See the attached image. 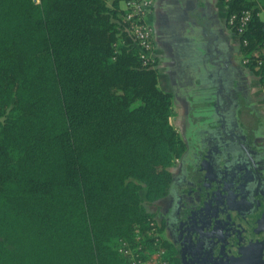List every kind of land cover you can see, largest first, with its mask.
I'll return each instance as SVG.
<instances>
[{"label":"trees","instance_id":"trees-1","mask_svg":"<svg viewBox=\"0 0 264 264\" xmlns=\"http://www.w3.org/2000/svg\"><path fill=\"white\" fill-rule=\"evenodd\" d=\"M117 1L0 0V264H131L116 244L132 245L133 227L140 254L164 248L165 264H178L170 243L148 234L160 226L147 204L175 197L184 142L169 121L170 93L140 64ZM242 9L237 49L264 87V0L226 2L227 15ZM220 94L191 98L205 108L188 113V140L208 130L226 138L228 127L243 134L245 98ZM246 118L260 122L250 109ZM245 148L253 168L256 147Z\"/></svg>","mask_w":264,"mask_h":264},{"label":"crops","instance_id":"crops-1","mask_svg":"<svg viewBox=\"0 0 264 264\" xmlns=\"http://www.w3.org/2000/svg\"><path fill=\"white\" fill-rule=\"evenodd\" d=\"M226 17L224 0H151L147 21L152 30V67L156 70L157 86L170 93L175 106L176 100H181L186 115L205 108L191 98L202 95L223 100L220 93L233 99L241 94L249 107H245V113L250 109L260 117L259 123L245 125V145L253 146L257 140L264 141V108H259L257 97L250 95L246 76L252 73L240 62L238 37ZM215 107H207L206 113H212ZM259 147L264 150V142ZM256 155L264 199V155ZM248 169L255 171L254 167ZM255 223L264 230V212L245 210V224L251 233Z\"/></svg>","mask_w":264,"mask_h":264},{"label":"flooded vegetation","instance_id":"flooded-vegetation-1","mask_svg":"<svg viewBox=\"0 0 264 264\" xmlns=\"http://www.w3.org/2000/svg\"><path fill=\"white\" fill-rule=\"evenodd\" d=\"M226 111L223 114L231 118L232 110ZM222 130L226 138L217 140L229 142L227 137L234 136L238 145L235 166L231 162L225 164L232 158L230 152H222L218 145L208 147L202 139H187L186 146L196 153L192 161H186L191 152L187 148L178 159L180 169L174 175L177 188L172 187L175 197L171 206L165 208L166 227L178 264H264V253H259V248L264 247V230L255 223L251 233L245 224V210L251 208L255 212L263 199L260 184L247 166L245 133L240 137L232 127ZM216 151L220 155L215 156ZM211 155L216 161L208 164L205 161ZM191 167L200 175V184L190 177ZM217 172L219 182L215 181ZM197 185L202 187L199 199L193 196ZM253 189L257 192L256 205Z\"/></svg>","mask_w":264,"mask_h":264},{"label":"rangeland","instance_id":"rangeland-1","mask_svg":"<svg viewBox=\"0 0 264 264\" xmlns=\"http://www.w3.org/2000/svg\"><path fill=\"white\" fill-rule=\"evenodd\" d=\"M256 1H257V3H260L262 0H256ZM117 4H118L119 7L121 6L120 8L123 10V6H124L123 5V0H118ZM225 4H226V2H225ZM122 14H123V12H122ZM259 15L261 17H263L261 12L259 13ZM116 20H117V18H116ZM226 22H227V19H226ZM230 25H232V24H230ZM230 25H229V27L231 28ZM122 28H123V26H122ZM127 34H129L131 36L129 31H127ZM235 35L237 37L239 36L238 34H235ZM134 45H135V43H134ZM135 48L137 50L136 46H135ZM263 48H264V45L259 47V52L262 53L263 52V50H262ZM247 60L248 59L246 58V56H242L240 54V62L245 66V69L249 71V68L247 67V63H248ZM150 67H152V65ZM246 82H247L246 84L249 86L250 95L253 96V97H257V99H256L257 100L256 101L257 102L256 103L257 106L259 108H264V87L260 86L258 84L257 76L254 75V74H252V76H251V74L247 75L246 76ZM176 101H177V106H175L173 101L171 100L172 110H171V114L169 116V121H170V124L172 125V127L174 128L175 132L177 133V135L184 142V150H185V148H187L189 150V152L191 151L189 153V158H187V160H186L187 162H190L196 156V153L193 150L194 148L190 149V147L188 148L186 146L187 145L186 142H188L186 136L189 135V137L191 138V135H192V133H190V129H189L191 123L189 121V117H187L186 112L184 111V108H183L184 106H182L183 105L182 101L179 100V99L176 100ZM236 114H237V121H238V123L241 124L240 127L242 128V131H243V134H244L245 133V124L249 125L250 123H252V121L251 120L248 121L247 118L245 119V108L243 106H240L236 110ZM237 135L242 137L240 135V133H237ZM211 136H212V133H211L210 130H208L206 132V135H201V138L204 139V138L208 137L209 139L207 138L208 140L204 141L205 144L211 145L214 148H216V145H218V147L221 148L222 152H224V153L225 152H230L232 154L231 155L232 158L231 159L228 158V160L225 161V164L227 165V164H229L231 162L232 166H235V164L237 162V159L235 158V155H237V153L239 152V148H238V145L234 142V136H228L227 137L229 139V142H226L225 140H210ZM192 137H193V135H192ZM235 139H236V136H235ZM193 140H194V138H193ZM242 142H243V140H242ZM263 142L264 141H262L261 139L257 140L256 143H255L256 145H254V146L256 147L255 149H256L257 153H260V154L263 153V155H264V150H261L260 147H259L261 144H263ZM191 144H192V142H191ZM12 154L13 155L15 154L14 150L12 151ZM178 159H179V157L174 158V162H176L175 166L172 167L173 171H175L174 174L175 173L177 174L179 172L178 170L180 169L179 166H178ZM232 159H233V161H232ZM215 161H216V157L211 155L209 157V159H207L205 162H207L209 164V163H213ZM189 175H190L191 178H193V180H195L197 182L200 180V175L198 174L197 170H195L193 167H191V171L189 172ZM215 175L218 176L215 181H218V178H220V175H219L218 172L215 173ZM208 181H210V179H208ZM201 191H202V187L200 185L195 186V193L193 194L194 198L199 199ZM172 199H174L172 197V195L168 194L167 196L163 197L162 199L157 200L155 203H152V204L148 203L147 204L148 209L155 210V214H154L155 224H156V226H160V228L158 230H156L155 233L152 232L154 230V229H152V226L150 227V229L147 232H148V234H154V236H153L154 237V241L159 239V240H165L166 242L170 243V245L173 248L172 255L175 256V250H174V247H173V245H172V243L170 241L171 238L168 235V231H167V227H166L167 211H165V208H167V207L169 208L171 206L172 201H173ZM161 218H162V222L160 221ZM132 231H133V236H132L133 244L130 245V249H133L134 247H136V248L139 247L136 244L140 240V236H141L137 227H133ZM161 249L163 250L162 254H164V248H161ZM140 250H141V245H140ZM142 252H143V256L144 257H148L149 256V257L153 258V256H152L153 254L152 253H154L155 251L147 249L146 247H144L142 249ZM246 256L247 255L245 254V257ZM153 260L154 261L147 260L145 264H150V263H154L155 264L156 263L155 261L157 260V258L154 257Z\"/></svg>","mask_w":264,"mask_h":264},{"label":"built area","instance_id":"built-area-1","mask_svg":"<svg viewBox=\"0 0 264 264\" xmlns=\"http://www.w3.org/2000/svg\"><path fill=\"white\" fill-rule=\"evenodd\" d=\"M224 1L227 2L228 0ZM123 5V14L120 20L124 24V29L130 32L137 47L139 62L143 66H151L154 62L153 41L151 26L147 21L151 0H123ZM248 18L249 11L242 9L237 13H229L227 15V22L235 24L236 33L240 35L245 28ZM242 42L245 43L244 38H242ZM262 50V54L264 55V48ZM259 61L257 60V62ZM136 245L139 247L130 249V245L124 239H118L116 250L123 256L128 257L131 264H145L147 260L154 261V257L157 258L156 263L165 264V260L161 258L163 252L161 248L154 249L153 251L155 252L152 253L153 258H151L149 256L144 257L143 254L141 255L139 242Z\"/></svg>","mask_w":264,"mask_h":264},{"label":"water","instance_id":"water-1","mask_svg":"<svg viewBox=\"0 0 264 264\" xmlns=\"http://www.w3.org/2000/svg\"><path fill=\"white\" fill-rule=\"evenodd\" d=\"M253 174H255V176H256V183L257 182H259V180H260V176H259V174L257 173V171H256V169H255V171H253ZM253 197H254V201H255V205H256V203H258V201H257V195H256V189H253ZM262 202L263 203H261V204H258V205H260V206H258L257 205V207L258 208H260V210H262L263 212H264V199H262ZM264 253V247H261V248H259V253ZM264 255V254H263ZM262 257H264V256H262ZM264 259V258H263Z\"/></svg>","mask_w":264,"mask_h":264}]
</instances>
